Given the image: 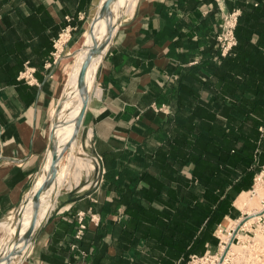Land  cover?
I'll return each instance as SVG.
<instances>
[{"label": "crops", "instance_id": "1", "mask_svg": "<svg viewBox=\"0 0 264 264\" xmlns=\"http://www.w3.org/2000/svg\"><path fill=\"white\" fill-rule=\"evenodd\" d=\"M93 1L0 0V241L48 149L53 40ZM233 11L237 46L222 56L216 35ZM95 84L82 130L96 184L57 195L22 264H181L214 251L264 159V0H138Z\"/></svg>", "mask_w": 264, "mask_h": 264}, {"label": "rangeland", "instance_id": "2", "mask_svg": "<svg viewBox=\"0 0 264 264\" xmlns=\"http://www.w3.org/2000/svg\"><path fill=\"white\" fill-rule=\"evenodd\" d=\"M97 2L98 0H94L90 4L89 7L84 9L83 13H81L80 15H76L75 18L73 19L69 18L68 22L66 21V26L69 25L68 27L70 31H69V37H67L66 45L64 46L63 51L61 52L59 57L55 58V61L58 62L57 71L59 72V79L57 82L58 91H57V95L55 98V106L51 110V121H52V111H54V117L58 115L60 112L59 110L61 108L60 107L61 104L68 102L76 90L73 87L66 88L65 94L63 96L60 95L61 88L65 80V73H66V76L69 74V72L71 71V67L74 64L75 56L77 55V52L82 50L84 35L88 28V23L90 22V19L92 18L95 12V6ZM92 55L93 53H89L87 55V59L91 60ZM94 79H95V74H94ZM83 102H84L83 96L79 95L75 105L73 106L72 109H69V112L79 109L82 106ZM54 124L57 125V128H59V126L61 127V129L59 130L58 137L56 136V140L54 144V151L58 153L59 155L58 161L60 159V164H61L59 170L62 174L69 173V177H70L69 179L72 181L74 167L69 166L67 160L64 158V154L69 150V147L66 144V139L64 138V134L65 132L66 133L68 132L70 134H73V133L75 134V132L79 128V124L77 121L70 119V116L59 117ZM82 129H83V125L82 127L80 126L78 130V136H77L80 150L79 151L74 150L73 154L80 158L82 157L89 158L93 165V169H92L93 172L91 171L87 174L83 171L78 184L76 185L72 184L70 188L63 186L60 188L58 194L59 193L61 194L64 191H69L70 189L71 190H74L76 188L81 189L82 187L87 186V185H91L94 187L95 181H97L96 179L97 172H95L96 171L95 169H97L96 164H95L96 157L91 152V149L88 146L89 142L86 141L87 139ZM48 155L49 154H48V149H47V152L44 158ZM44 158L38 168V171L43 164ZM58 163L59 162H57V164ZM57 168H58V165L56 166V170H58ZM262 170L263 168H261L260 166L259 173L257 175H259L260 171ZM55 175L57 176L58 174L56 173ZM33 184H34V181H33ZM33 184H32V187H33ZM259 185L264 188V178H262L260 181H257V182L256 180L255 182L253 181V186L250 189L251 192L248 193L246 196V200H247L246 205L243 207V209H241V211L243 212V215H240V217L236 220L242 219L246 217L247 215H251L253 211H257L261 208L262 200L259 196H256L258 194L256 187ZM254 189H255V192H253ZM34 192H35V188L33 191H31L32 196ZM251 202H253V204ZM23 204L21 206V210L19 213L14 212L8 218L6 222V228L14 224L16 220H18L21 225H27L28 227H30L32 225V222L35 221L34 222V225H35L37 218L41 217L42 209L45 206H47L48 201H43V200L41 201L40 199V201H38L37 203H32V205L30 204L31 206H33V208L25 212H23L22 210ZM34 215H36V217H34ZM232 224L233 223L230 222L226 226L218 228L222 230V232L215 233L217 245L214 251L206 252L201 257L190 258L187 264L189 263L200 264V262L202 264H207L205 263V261L202 262V260H210L213 256L219 255L220 253L219 249H220V244H221L220 236L222 238L224 237L227 238L228 230H230ZM21 230L22 229L20 228L18 229V231L16 230L15 233L6 232L4 239L0 241V264H10L11 260L12 262L17 261L16 253L19 252L21 248L23 249L24 246L27 244L28 238H31L28 235L29 230H27L26 233L25 232L23 233ZM238 233L239 235L236 236V238L233 240V244L235 245L234 249L230 252L224 264H264V217L261 218L260 220L256 219L252 223L249 222ZM14 256H15V259H14Z\"/></svg>", "mask_w": 264, "mask_h": 264}, {"label": "bare ground", "instance_id": "3", "mask_svg": "<svg viewBox=\"0 0 264 264\" xmlns=\"http://www.w3.org/2000/svg\"><path fill=\"white\" fill-rule=\"evenodd\" d=\"M103 2L104 0H98L95 6V12L92 18L90 19V22L88 23V28L84 35L82 50L77 52V55L75 56L74 64L72 65L71 71L69 72V74L66 76V73H65V80L61 88L60 95L63 96L65 94L66 88L73 87L76 90L74 94L72 95L71 99H69V101L67 100L68 102L61 104L60 106L61 108L59 110L60 112L58 115L54 117V111H52V121H51L50 130H52L53 148L52 149H50V147L48 148L49 155L44 158L43 164L34 178L33 187L29 191V193H27V197L22 207L23 212L28 211L29 209L33 208V206L31 205L32 203H36V202H34L32 198L33 196L31 195V191H33L34 188L36 191V189H38L41 183L48 177V172H49V167L51 163L52 153L54 151V144H55L56 136L58 137L59 130L61 129L60 126L59 128H57V125H55L54 123L59 117H68V116H70V119H73L78 122V117H79L83 104L79 109L69 112V109H72L73 106L75 105L78 96L79 95L83 96L85 100V99H90V97H92L93 95H98L99 90L96 88L95 83H94L95 82L94 74L97 70L100 60L110 41L108 42L107 45L104 46L101 52L93 53L91 60L87 59V55L91 53L92 48H94L95 46L102 45L103 43L108 41L109 38H112L117 26L120 23H122L124 20H126L132 14L138 0H112L110 2L109 7L106 10L101 11V6ZM86 59L88 60V65L86 67V70H85V73L82 79V84L78 85L79 72H80L83 62ZM82 121L81 123L78 122L79 128L80 126L82 127ZM78 130L75 132V134L74 133L70 134L68 132L67 133L65 132L64 134V138L66 139V144L69 147V150L64 154V158L67 160L69 166L74 167L73 180L71 181L69 179L70 178L69 173L62 174L60 172L59 168L61 164H60V159H59V161H57L59 163L56 164V166L58 165V168H57L58 170H56V173L58 175L57 176L55 175V178L51 182V184L48 187L44 188L39 196L38 201H40V199L41 201L42 200L48 201V204L42 209L41 217L37 218L36 223L34 225V230L46 218L49 210L53 207V204L55 202V199L58 195L60 188L63 186L70 188L72 184H75V185L78 184L81 178L82 172L84 171L85 173L88 174L93 169V165L89 158H83V157L80 158L73 154L74 150H77V151L80 150V146L78 144V139H77ZM262 178H264V171L257 177L256 182L260 181ZM256 190L258 192L256 196H259L262 200L261 208L257 211H253L251 215H248L249 218L246 220V222H244L240 226V229L238 230V232L242 228H244V226H246V224H248L249 222L252 223L254 220L258 219L259 218L258 213H260L264 209V188L259 185L256 187ZM253 192H255V189L253 190ZM247 194L248 193H243L236 199L235 204L237 205L238 208H243L246 205ZM253 202L251 203L253 204ZM242 219L232 221L233 224L231 225L230 230H228L227 238L224 237L225 238L224 239L220 236L221 244H220V249H219L220 251L219 255L213 256L210 260H202V262L205 261V263L207 264H217L219 261L220 255L225 251L226 254L221 262V264H224L226 258L228 257V255L234 249V246H235L233 244V241L230 243V240L233 235V231L240 224ZM20 228L22 229L21 231L23 233L24 232L26 233V231L29 230L30 227H28L27 225H21L19 221L16 220L14 224L6 228V232L15 233L16 230L18 231V229ZM31 235L29 237H31ZM238 235L239 233H237L235 237ZM30 245H31V238H28L27 244L24 246V248L23 249L21 248L19 252L16 253L17 261L12 262L11 260L10 264H22L30 248ZM14 259H15V256H14ZM189 264H194V263H189ZM200 264L202 263L200 262Z\"/></svg>", "mask_w": 264, "mask_h": 264}, {"label": "built area", "instance_id": "4", "mask_svg": "<svg viewBox=\"0 0 264 264\" xmlns=\"http://www.w3.org/2000/svg\"><path fill=\"white\" fill-rule=\"evenodd\" d=\"M237 17H238V11H233L230 14H227L223 18V22H222V25L220 27L219 33L216 35V41L218 43V46L220 48V52H221L222 56L229 55L231 53L232 49L236 46V38L234 35V29L236 27ZM66 21L68 22L69 18H66ZM68 26L69 25L65 26L57 34L56 38L53 40V43H52L53 50L51 52V57L53 58L54 61H55L56 57L60 56L61 52L63 51L64 46L66 45L67 37H69V31H70ZM261 168H263V170L260 171V174L264 171V161L261 165ZM99 169L100 170H98V176H99V179H101L103 170H102V168H99ZM259 175H256V177H258ZM258 217H259L258 220H260L261 218L264 217V213ZM81 228H84L83 225H80V229ZM218 228H220V227H218ZM218 228H217L216 232L217 233L222 232V230H220ZM225 262H226V260H225Z\"/></svg>", "mask_w": 264, "mask_h": 264}, {"label": "water", "instance_id": "5", "mask_svg": "<svg viewBox=\"0 0 264 264\" xmlns=\"http://www.w3.org/2000/svg\"><path fill=\"white\" fill-rule=\"evenodd\" d=\"M112 0H104L102 6H101V11H104L106 10L109 5H110V2ZM111 38L108 39V41H106L105 43H103L102 45H99V46H95L94 48L91 49V53H99L102 51V49L104 48L105 45L108 44V42L110 41ZM88 65V60L86 59L82 66H81V69H80V72H79V77H78V85H81L82 84V79H83V76H84V73H85V70H86V67ZM89 99H85L84 102H83V106H82V109L80 111V114H79V117H78V122L81 123L82 119H83V116H84V112H85V109H86V106H87V103H88ZM48 147H50V149L53 148V144H52V130L49 131V142H48ZM58 158H59V155L56 151H53L52 153V158H51V163H50V167H49V172H48V177L47 179H45L41 185L38 187V189L33 193V200L34 202H38L39 200V196L42 192V190L46 187H48L51 182L54 180L55 178V174H56V164H57V161H58ZM22 206V205H21ZM21 206L19 207V209L16 211V212H20L21 210ZM264 213V209L258 213V216H260L261 214ZM34 217H36V215H34ZM248 215L246 217H244L242 219V221L240 222V224L236 227V229L233 231V235H232V238L230 240V243L234 240L235 238V235L238 233V230L240 229V226L248 219ZM35 222V221H34ZM34 222H32V225L30 226L29 228V231H28V235L30 236L31 234V241L37 231V229L39 228L40 224L38 225V227L34 230ZM33 232V233H32ZM225 251L220 255L219 257V261L217 264H221L224 256H225Z\"/></svg>", "mask_w": 264, "mask_h": 264}, {"label": "trees", "instance_id": "6", "mask_svg": "<svg viewBox=\"0 0 264 264\" xmlns=\"http://www.w3.org/2000/svg\"><path fill=\"white\" fill-rule=\"evenodd\" d=\"M258 8H260V7H258ZM258 8H257V9H258ZM252 11H255V10L252 8V9H251V12H252ZM78 26H79V25H78ZM63 28H64V27H63ZM234 34H235V38H236V41H237V38H238V37H237V34H236V33H234ZM236 46H237V42H236ZM236 46H235V47H236ZM235 47H234V48H235ZM234 48L232 49V51H231V53H230L229 55H231V56L234 55ZM263 161H264V159L261 161V164H260V165H262ZM258 172H259V171H258ZM215 241H216V244H217V240H215ZM189 260H190V258H189V259L186 258V259L183 260V262H182L181 264H187V262H188Z\"/></svg>", "mask_w": 264, "mask_h": 264}]
</instances>
